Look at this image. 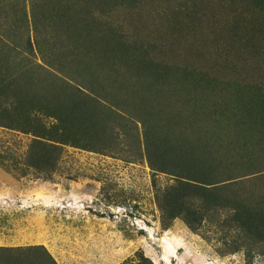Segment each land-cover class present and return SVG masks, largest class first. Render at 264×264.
I'll return each mask as SVG.
<instances>
[{"label": "rangeland", "instance_id": "obj_1", "mask_svg": "<svg viewBox=\"0 0 264 264\" xmlns=\"http://www.w3.org/2000/svg\"><path fill=\"white\" fill-rule=\"evenodd\" d=\"M230 4L0 0V77L29 92L23 120L58 133L53 113L72 112L89 140L58 144L0 114V247L40 245L57 264H264V236L235 221L264 205V172L201 181L200 164L170 163L159 112L194 113L206 80L230 106L264 95V40L245 42L257 15L236 32L242 7ZM49 146L56 159L44 166Z\"/></svg>", "mask_w": 264, "mask_h": 264}, {"label": "trees", "instance_id": "obj_2", "mask_svg": "<svg viewBox=\"0 0 264 264\" xmlns=\"http://www.w3.org/2000/svg\"><path fill=\"white\" fill-rule=\"evenodd\" d=\"M238 3L244 9L241 8L237 19L239 27H236L235 30L232 27V30L237 32L243 28L244 31H247L252 22L250 20L252 17L249 18V16L253 13L257 15L253 19L255 25L248 29L249 35L247 36L248 38L246 37L245 42L248 44L249 41L255 44L257 39L263 38L264 40V0H238ZM235 6L238 7L237 0H231L230 8ZM243 20L246 21L244 25ZM240 25H243V27H240ZM236 34L232 35L231 39ZM255 35L258 36L254 37ZM105 46L108 47V45ZM256 52L258 53V51H254V53ZM141 63L145 64V62ZM167 68L168 72L179 73V71L177 73L174 72L178 70L176 68H174L175 70H171L170 66ZM193 72V70L183 69L182 74L181 72L180 74L181 76L189 75L188 77L191 78L194 75L192 74ZM190 82L193 84V81ZM211 82L206 80L201 92L197 95L202 98L205 105L194 110L196 116L193 112L186 109L187 106L182 107L181 110L174 114L173 111L169 112L170 108L171 110L174 108L173 106L168 107L160 104L159 112L166 114L160 119L166 118L167 126L174 138L172 141L176 144L174 148L169 150L168 158H170V163L174 161L185 162L187 164L185 169L187 173H194L197 167L196 163L200 164L201 170L196 173L201 175V181H213L215 178L231 177L235 174L238 175L236 172L247 171L251 168L260 169V172H264V95L261 96L256 91L247 103L244 96H241L242 102L238 100L236 106H230V103L220 102L219 93L211 90L216 88ZM17 88L19 86L15 84V80L8 83L6 78L0 77V95L3 96L4 100L9 101V105L5 107L0 104V114L12 116L10 122L1 123L2 126L25 133L32 131L42 138H44L46 133H49L48 139L62 145L70 144L74 146L79 145L80 141H89L84 140L85 138L80 136L84 131L75 126L76 121H80V119L75 120L73 118L75 113L72 112H68L70 116L68 118H64V114L61 116L53 113L55 121L51 127L59 126L60 132L58 133L57 130L48 132L49 128L42 121H36L38 123L35 125L32 122L33 120L29 118L23 120V116L29 113L26 104L29 92L19 91ZM75 92L81 95L80 89H76ZM77 98L78 100H83L86 97L82 95ZM77 98L72 97L70 101L75 103ZM146 102L148 103V101ZM147 113L150 114L151 112ZM241 113L244 114L245 119L242 118ZM192 117H202L204 119H200L201 121L197 122L196 120H190ZM199 118H197L198 121ZM222 118L226 120H222ZM230 131H233L232 133L235 135L234 138L236 139L234 142L230 139ZM177 143H180L182 147H178ZM48 148L49 151H46L45 156L42 155L40 160V163L44 166H49L56 159L50 152H54L57 148L55 146H49ZM219 169L221 170L219 171ZM257 210L246 217L237 213L235 221L241 227L245 229L254 228V232L257 235L262 234L264 236V205H260ZM0 264L57 263L43 246L36 245L0 247Z\"/></svg>", "mask_w": 264, "mask_h": 264}, {"label": "bare ground", "instance_id": "obj_3", "mask_svg": "<svg viewBox=\"0 0 264 264\" xmlns=\"http://www.w3.org/2000/svg\"><path fill=\"white\" fill-rule=\"evenodd\" d=\"M173 240L175 242H177V244H180V240H178L177 238H174ZM168 250H169L170 253H173L174 252V247L172 246V244L168 247Z\"/></svg>", "mask_w": 264, "mask_h": 264}]
</instances>
